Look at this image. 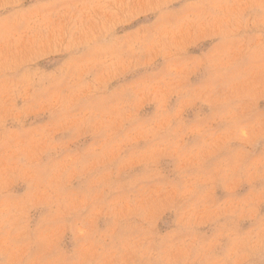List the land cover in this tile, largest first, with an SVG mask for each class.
<instances>
[{
	"label": "clouds",
	"instance_id": "obj_1",
	"mask_svg": "<svg viewBox=\"0 0 264 264\" xmlns=\"http://www.w3.org/2000/svg\"><path fill=\"white\" fill-rule=\"evenodd\" d=\"M0 264H264V0H0Z\"/></svg>",
	"mask_w": 264,
	"mask_h": 264
}]
</instances>
